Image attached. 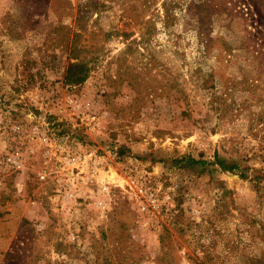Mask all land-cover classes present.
<instances>
[{
	"label": "rangeland",
	"instance_id": "374dc122",
	"mask_svg": "<svg viewBox=\"0 0 264 264\" xmlns=\"http://www.w3.org/2000/svg\"><path fill=\"white\" fill-rule=\"evenodd\" d=\"M0 264H264V0H0Z\"/></svg>",
	"mask_w": 264,
	"mask_h": 264
},
{
	"label": "trees",
	"instance_id": "16d2710c",
	"mask_svg": "<svg viewBox=\"0 0 264 264\" xmlns=\"http://www.w3.org/2000/svg\"><path fill=\"white\" fill-rule=\"evenodd\" d=\"M73 67H75V69L78 70V73H77V76L73 80L69 79V81H71L72 83H76V84L84 82L86 80V74L84 73L85 65L81 63H77V64H74ZM191 162L197 163L198 161L191 158ZM202 163L204 162L202 161ZM219 164L221 165V168L223 169L227 168V169L232 170L236 168L235 165L227 166L223 161H220V160H219Z\"/></svg>",
	"mask_w": 264,
	"mask_h": 264
},
{
	"label": "built area",
	"instance_id": "2783aa9c",
	"mask_svg": "<svg viewBox=\"0 0 264 264\" xmlns=\"http://www.w3.org/2000/svg\"><path fill=\"white\" fill-rule=\"evenodd\" d=\"M13 161L17 163V161H16L15 159H14ZM43 177H44V176H42V178H43Z\"/></svg>",
	"mask_w": 264,
	"mask_h": 264
}]
</instances>
